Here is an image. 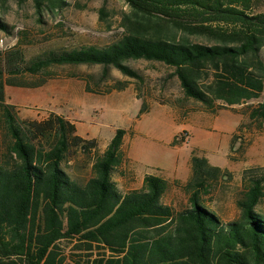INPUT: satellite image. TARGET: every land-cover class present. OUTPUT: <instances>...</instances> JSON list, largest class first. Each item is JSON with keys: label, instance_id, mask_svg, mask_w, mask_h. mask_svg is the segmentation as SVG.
<instances>
[{"label": "trees", "instance_id": "1", "mask_svg": "<svg viewBox=\"0 0 264 264\" xmlns=\"http://www.w3.org/2000/svg\"><path fill=\"white\" fill-rule=\"evenodd\" d=\"M15 1H32L39 14L67 4ZM126 1L127 29L108 45L49 49L30 59L18 45L0 53V121L9 137L0 153V264H264V212L258 208L264 166L244 171L245 187L236 199L240 215L224 222L204 202L210 181L222 174L205 156L193 155L189 206L177 210L163 201L169 181L159 175L146 174L140 188L120 189L115 175L124 162L125 129H117L94 161L93 175L82 181L63 163L73 148L90 151L97 140L77 134L76 123L63 114L20 119L17 106L6 101V83L17 84L18 74L100 64L104 77L116 67L141 78L126 63L141 58L173 67L185 94L208 110L216 100L234 105L261 96L264 11H255L256 0ZM0 28H9L1 16ZM195 34L215 42L190 40ZM86 90L101 93L88 82ZM251 118L264 121V99ZM65 240L75 241L83 254L66 253L60 245Z\"/></svg>", "mask_w": 264, "mask_h": 264}, {"label": "rangeland", "instance_id": "2", "mask_svg": "<svg viewBox=\"0 0 264 264\" xmlns=\"http://www.w3.org/2000/svg\"><path fill=\"white\" fill-rule=\"evenodd\" d=\"M66 1L62 8L39 14L32 1L0 0V16L9 27L0 28V53L18 45L30 59L49 49L105 46L127 29L131 6L126 0ZM255 11H264V0H256ZM189 38L215 42L207 35ZM260 54L264 61V46ZM126 63L138 70L141 78L125 75L116 67H110L109 76L104 77L100 64L54 65L37 75L18 74L17 84L6 83V101L18 102L20 119L43 120L52 113L67 115L75 120L77 134L97 140L98 145L90 151L73 148L63 163L73 178L82 181L93 175L94 161L117 129H125L124 162L115 175L120 189L137 187L141 173L164 176L169 188L163 201L177 210L189 206L186 184L192 176L193 155L205 156L212 165L221 167L222 174L210 181L204 202L224 222L236 219L240 215L236 199L245 187L244 171L264 166V121L251 118V111L264 99V91L260 97L240 104L216 100L213 109L208 110L185 94L173 67L143 58ZM87 82L101 93L88 92ZM120 83H125L124 88H114ZM8 141L1 120L0 153ZM258 208L264 212V198ZM74 244L67 240L60 243L66 253L83 254L74 249ZM71 257L79 258L74 253Z\"/></svg>", "mask_w": 264, "mask_h": 264}, {"label": "crops", "instance_id": "3", "mask_svg": "<svg viewBox=\"0 0 264 264\" xmlns=\"http://www.w3.org/2000/svg\"><path fill=\"white\" fill-rule=\"evenodd\" d=\"M12 104H15V105H19L18 104V102L17 103H12ZM62 114V113H61ZM64 115V114H63ZM65 117H67V118H69L70 120H72L73 122H75V120L74 119H72L71 117H69V116H67V115H64ZM76 123V122H75ZM76 126H77V124H76ZM130 158V157H129ZM146 174H149L148 172H145V173H141V177H139L138 179H139V185L137 186V187H129L128 189H127V191L128 190H130V189H134V188H140V187H142L143 186V184H144V177H145V175ZM138 176H140V174L138 175ZM161 177H163V178H165V179H167L168 180V178H166V177H164V176H161ZM169 181V180H168Z\"/></svg>", "mask_w": 264, "mask_h": 264}]
</instances>
